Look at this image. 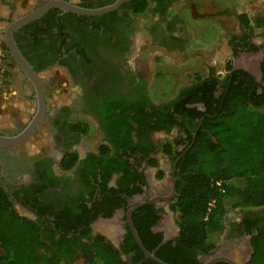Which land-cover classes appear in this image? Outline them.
<instances>
[{
    "label": "flooded vegetation",
    "instance_id": "obj_1",
    "mask_svg": "<svg viewBox=\"0 0 264 264\" xmlns=\"http://www.w3.org/2000/svg\"><path fill=\"white\" fill-rule=\"evenodd\" d=\"M46 1L41 0L31 9ZM70 1L80 5L91 1L97 5L101 1L110 4L116 0ZM136 1L124 0L115 10L99 15H81L51 7L13 32L19 51L41 80L45 104L39 123L27 138L0 144V187L8 194L16 212L39 225L45 242L57 244L60 251L70 253L72 264H85L78 254L80 246L88 241L84 234L86 230L89 236H104L116 249L130 245L129 236L134 237L128 222L130 210L131 220L135 218L139 227L146 229L144 223L154 221L149 228L161 235V242L149 252L155 254L162 244L174 240L179 230L171 209L179 171L176 166L192 145L197 127L190 144L177 128H173L176 135L171 139L154 140L152 135L170 133L173 129L150 132L148 152L144 155L137 150L128 159L136 174L129 182L128 192L121 193V204L115 206L109 216L106 215L107 207L94 204L102 184L98 175V172L102 173L98 148L102 144L108 145L107 131L102 123L104 111L117 104L134 105L151 99L147 79L137 75L131 65L139 43L138 34L144 33L151 42L163 48L171 47L174 20L167 18L168 9L185 0H149L145 18L133 14L129 8L128 3ZM0 6L2 14H6L5 18L0 17L8 24L13 19L9 15L13 5L9 0H0ZM240 24L238 33L227 38L230 54L236 59L242 55L257 56L255 68L259 79L254 77L255 69L251 67L237 66L233 70H243L255 82H260L264 63L263 37L258 44L254 40V31ZM11 61L13 72L10 74L20 77H10V85L14 83L21 89L23 95L19 99L27 112L24 118L16 117V120L0 115V134L6 136L21 132L37 107L32 84L12 56ZM57 84L59 88H55ZM198 107L204 110L201 105ZM73 115L80 116L83 121H72ZM86 119L92 121L97 130V135L91 139L85 138L89 132ZM77 123L86 125V133L72 127ZM134 133L135 130L132 135ZM179 136L184 137V141L176 145L180 154L172 159L162 148L166 141ZM133 141L136 142L135 138ZM71 152L76 154V161L66 169L62 163ZM120 175L121 171L112 172L106 186L117 187ZM246 213L247 210H241L236 220L227 222L228 229L219 249L208 256L199 255L200 262L216 256L231 257L236 262L237 258L243 261L249 256L252 247ZM132 224L134 226L133 220ZM63 227H69L64 237ZM134 253V250L121 253V257L125 259Z\"/></svg>",
    "mask_w": 264,
    "mask_h": 264
},
{
    "label": "trees",
    "instance_id": "obj_2",
    "mask_svg": "<svg viewBox=\"0 0 264 264\" xmlns=\"http://www.w3.org/2000/svg\"><path fill=\"white\" fill-rule=\"evenodd\" d=\"M105 4L101 1L95 5L88 1L82 6ZM128 5L133 14H141L149 8V0H137ZM223 13L233 15L253 31L259 28L264 42V16L251 21L242 12L225 10ZM170 39L176 44L180 42L174 37ZM2 46L7 57L8 49L3 41ZM234 67L232 62H227V73L223 77L208 67L205 75L195 76L167 101L155 103L144 99L134 105L117 104L104 111L102 123L107 131L108 145L98 148L102 172L98 175L102 184L94 204L107 207V216L121 204V193L128 192L129 182L135 177L128 159L137 150L145 155L150 149L149 133L177 128L190 144L198 120L204 117L192 145L176 166L179 171L171 209L179 230L174 240L162 244L155 252L157 258L168 264L202 263L199 255H211L221 246L228 229V215L241 210H247L245 221L251 234L252 251L245 260L237 258L236 262L264 264V63L260 82H255L243 70H233ZM10 75L6 71V77ZM72 127L83 134L87 131L84 124ZM183 138L166 141L162 151L175 159L180 154L175 147L183 143ZM75 161L76 154L67 153L62 165L68 169ZM118 171L121 175L117 187H107L111 173ZM132 220L143 246L148 251L153 250L161 242V235L149 228L154 221L145 222L146 229H143L136 224L135 218ZM61 230L64 237L69 227ZM87 232L84 234L88 241L80 246L78 254L85 264H159L143 255L132 235L129 236L130 245L116 249L104 236H89ZM0 249V264H72L70 253L60 251L57 244L45 242L39 225L15 211L2 187ZM132 250L135 253L130 257H121V253ZM213 264L228 263L217 261Z\"/></svg>",
    "mask_w": 264,
    "mask_h": 264
},
{
    "label": "rangeland",
    "instance_id": "obj_3",
    "mask_svg": "<svg viewBox=\"0 0 264 264\" xmlns=\"http://www.w3.org/2000/svg\"><path fill=\"white\" fill-rule=\"evenodd\" d=\"M41 0H9L13 5L12 12L9 14L11 18H15L25 11L31 9ZM227 6V7H226ZM228 8L230 11L246 13L251 21L256 17L264 15V0H185L173 5L168 9L167 18L174 20V33L179 36L180 42L174 43L171 47H162L156 42H151L147 35L138 34V42L134 57L131 58V65L137 72V75L147 79L149 97L155 103H161L171 99L180 87L189 84L195 76L205 75L209 65L215 69L216 74L223 77L227 71L225 65L232 62L235 67L243 66L251 67L254 77L258 80L259 74L256 70L255 56L242 55L233 58L232 56L223 60L214 57V49L205 46V43L213 45L217 39L224 40L232 34L238 33L239 25H236L231 15H221V11ZM0 16L2 14L0 6ZM146 12L140 14V18L147 17ZM210 18L215 20V25H202L200 18ZM0 17V29L7 25V21ZM218 23V24H217ZM261 30L255 28V41L261 43ZM223 40L221 42H223ZM0 35V42H2ZM8 56L3 58V62L8 59L11 61L9 52ZM8 61V60H7ZM9 61V62H10ZM227 61V62H226ZM12 61L9 66L12 67ZM251 64L252 66H250ZM6 65V64H5ZM8 72V70L6 69ZM15 76V74L13 75ZM17 77H20L18 74ZM15 76V77H16ZM11 81V79H10ZM55 83V82H54ZM11 82L4 83L0 81V115H6L8 119L16 117L24 118L27 112L26 107L20 102V95L9 93L17 90L16 84L10 85ZM59 84L55 88H59ZM29 92V88H27ZM72 121L82 120L80 116H71ZM87 120V119H86ZM89 121V120H87ZM89 132L85 138L97 135V130L92 121H89ZM176 135L173 129L170 133L156 132L152 135L154 140L171 139ZM238 217V212L231 213L227 217V222L234 221ZM107 229H104V232Z\"/></svg>",
    "mask_w": 264,
    "mask_h": 264
},
{
    "label": "water",
    "instance_id": "obj_4",
    "mask_svg": "<svg viewBox=\"0 0 264 264\" xmlns=\"http://www.w3.org/2000/svg\"><path fill=\"white\" fill-rule=\"evenodd\" d=\"M124 0H116L113 3L106 4L99 7H85L82 6L76 2L70 1V0H47L46 2L39 4L35 8L31 9L30 11L26 12L25 14L19 15L18 17L13 18L3 29H0V35L2 36V40L7 47L10 55L16 62V65L20 68V70L25 74L28 81L32 84L35 92V98L37 102V107L35 113L31 116L30 120L28 121L25 128L19 132L18 134L14 136H6L0 134V144H10L15 143L18 141H22L25 138H27L31 132L34 130V128L39 123L42 112L44 110V89L43 85L41 83V80L38 76V74L31 68L29 63L26 61V59L23 57L21 52L19 51L13 32L20 27L22 24L33 20L35 18L40 17L42 14H44L49 8L56 7L61 9L64 12H72L76 14L81 15H99L103 14L109 11L115 10ZM203 117H201L197 129L202 124ZM128 222L131 226V230L133 232L134 238L142 250V252L152 260L156 261L159 264H168L161 259L157 258L154 254V252L147 251L138 234L135 230L132 220H131V210L128 212ZM223 260L226 261L229 264H236V262L231 258L227 256H216V257H209L206 261H204L201 264H212L216 261Z\"/></svg>",
    "mask_w": 264,
    "mask_h": 264
},
{
    "label": "crops",
    "instance_id": "obj_5",
    "mask_svg": "<svg viewBox=\"0 0 264 264\" xmlns=\"http://www.w3.org/2000/svg\"><path fill=\"white\" fill-rule=\"evenodd\" d=\"M184 3V1H181V3ZM178 3H180V2H178ZM177 4V3H176ZM175 5V4H174ZM173 7V5L170 7V8H172ZM227 7V6H226ZM229 11V12H233V11H230L228 8H224L222 11H221V15H231V14H229V13H223V11ZM243 13V12H242ZM246 14V13H245ZM233 18H234V20H235V22H236V25H241L239 22H238V20L233 16V15H231ZM261 16H264V15H261ZM199 21H201V23H202V25H205V24H212V25H215V20H211L210 21V18H208V17H206V18H200L199 19ZM218 24V23H217ZM244 25V24H243ZM172 37H174V38H176V39H178L179 41H180V37L179 36H177L176 35V33H174L173 31H174V27H172ZM220 36V35H219ZM219 36L217 35L216 37H217V39H216V41H215V43L213 44V45H210V44H207V43H205V46H207V47H210V48H215L214 49V57H219L218 58V61H220V58H223V60L224 59H226V58H228V57H230V56H232L231 54H230V51H229V47H228V45H227V40L226 39H222L223 40V42H221L222 40H220L219 39ZM181 43V42H180ZM8 60V61H7ZM227 62V61H226ZM5 64H6V69L8 70V73H11L12 74V67H10L9 66V58L8 59H6L5 60ZM209 67H212L211 65H209ZM215 70V69H214ZM207 72H208V68H207ZM206 72V73H207ZM10 77L13 79V75H10ZM9 77V78H10ZM13 86V85H12ZM18 92V94H16V95H18V97H19V95H20V98H21V96L23 95V94H21L22 92H21V89H17V90H12L10 93H12V94H15V93H17Z\"/></svg>",
    "mask_w": 264,
    "mask_h": 264
},
{
    "label": "built area",
    "instance_id": "obj_6",
    "mask_svg": "<svg viewBox=\"0 0 264 264\" xmlns=\"http://www.w3.org/2000/svg\"><path fill=\"white\" fill-rule=\"evenodd\" d=\"M5 57V51L2 46V42H0V81L4 83L10 82V78L6 77V69L3 62V58Z\"/></svg>",
    "mask_w": 264,
    "mask_h": 264
}]
</instances>
